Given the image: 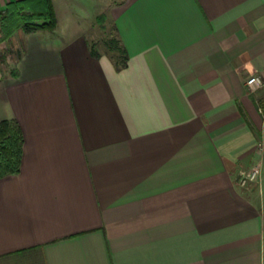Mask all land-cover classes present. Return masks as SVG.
Returning a JSON list of instances; mask_svg holds the SVG:
<instances>
[{
    "label": "crops",
    "instance_id": "obj_1",
    "mask_svg": "<svg viewBox=\"0 0 264 264\" xmlns=\"http://www.w3.org/2000/svg\"><path fill=\"white\" fill-rule=\"evenodd\" d=\"M53 4L55 30L17 32L0 74V120L24 137L0 178V264H264V86L246 85L264 0ZM86 15L126 66L91 54Z\"/></svg>",
    "mask_w": 264,
    "mask_h": 264
},
{
    "label": "trees",
    "instance_id": "obj_2",
    "mask_svg": "<svg viewBox=\"0 0 264 264\" xmlns=\"http://www.w3.org/2000/svg\"><path fill=\"white\" fill-rule=\"evenodd\" d=\"M3 30L7 33L21 27L26 33L54 29L57 17L52 0H11L7 3ZM103 16L99 20H103ZM108 49L119 55L117 68L126 66L128 54L117 37L105 41ZM91 54L99 56L94 44ZM117 55V56H118ZM24 137L16 119L0 120V178L20 172L23 158Z\"/></svg>",
    "mask_w": 264,
    "mask_h": 264
},
{
    "label": "rangeland",
    "instance_id": "obj_3",
    "mask_svg": "<svg viewBox=\"0 0 264 264\" xmlns=\"http://www.w3.org/2000/svg\"><path fill=\"white\" fill-rule=\"evenodd\" d=\"M10 1L11 0H4V4L0 2V74H4L5 72H10L14 70V60L20 53L19 42L15 38V34L20 31L24 32L21 27H18L10 33H7L3 30L4 21L7 15L6 7L7 3H9ZM78 18L79 19L77 20V22L80 21L81 24L84 25L87 31V35L91 38L92 42H94L96 49L98 48L101 51L112 53L115 56L118 55L115 52H111L105 43L106 40H109L110 38H115L117 36L114 28L109 22H107L105 17L103 18V20H97V22L91 16L88 15L83 17L79 16ZM55 28L51 30L43 29V31H53L55 30ZM117 57H119V55Z\"/></svg>",
    "mask_w": 264,
    "mask_h": 264
},
{
    "label": "built area",
    "instance_id": "obj_4",
    "mask_svg": "<svg viewBox=\"0 0 264 264\" xmlns=\"http://www.w3.org/2000/svg\"><path fill=\"white\" fill-rule=\"evenodd\" d=\"M246 85L250 88H256L259 86H264V74L263 75H253L246 80ZM261 149L264 150V136L258 142ZM261 167L257 163L253 165L250 169L240 173L238 182L241 186H246L249 182L257 181L260 176Z\"/></svg>",
    "mask_w": 264,
    "mask_h": 264
}]
</instances>
